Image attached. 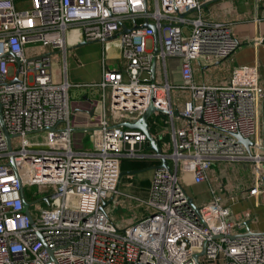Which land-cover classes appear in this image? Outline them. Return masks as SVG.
I'll use <instances>...</instances> for the list:
<instances>
[{
  "label": "built area",
  "instance_id": "built-area-1",
  "mask_svg": "<svg viewBox=\"0 0 264 264\" xmlns=\"http://www.w3.org/2000/svg\"><path fill=\"white\" fill-rule=\"evenodd\" d=\"M201 1L0 0V264H264V234L231 213L245 191L222 196L220 183L208 189L207 202L188 204L186 181L208 182L215 161L250 162L246 194L264 195V153L254 141L264 99L258 67L234 68L226 84L194 82V61L212 64L239 46L230 24L186 16ZM146 22L156 36L151 28L133 29ZM86 43L115 44L118 53H102L100 81L89 85L100 90L99 111L78 126L91 143L78 152L68 95L75 85L56 81L50 51L65 57ZM167 59L178 60L175 80ZM172 91L186 93L176 112ZM149 106L169 117L170 142L157 141L171 151H161L169 171L153 170L143 200L119 190V174L121 159L138 158L146 143L123 124ZM39 132L41 140L26 139ZM235 135L255 146L246 150ZM115 196L148 213L117 227L107 215Z\"/></svg>",
  "mask_w": 264,
  "mask_h": 264
},
{
  "label": "crops",
  "instance_id": "crops-1",
  "mask_svg": "<svg viewBox=\"0 0 264 264\" xmlns=\"http://www.w3.org/2000/svg\"><path fill=\"white\" fill-rule=\"evenodd\" d=\"M263 14L264 0H202L198 10L187 13V17L192 19L200 17L204 23L230 24L233 36L239 43L237 50L226 59L215 61L212 64L204 63L203 58H199L198 61H194L192 63L194 82L206 85L226 84L234 68L256 65L258 67L259 82L264 89ZM102 53L105 56H107V54L114 55L118 53V50L115 44H108L106 46V52L105 50L101 52L100 61H98V66H96L93 70L94 72L92 69H84V72H82L85 75L84 78H88L90 81L82 84L75 82L70 84L81 89L79 95L74 100L69 99L70 120L72 126L75 127L72 135L73 133L80 131L84 139L87 140L83 149H75L78 152H87L91 150V143L89 142L87 135L82 131V128L78 126H83L89 123L92 117H96L98 115L100 90L97 87L94 88L89 85L94 83L97 84L100 81ZM172 63L175 69L172 70L171 78H174L175 80L178 77V60H166V66ZM57 68V65L54 63V73ZM92 73L94 74L93 77H91ZM55 79L57 82L61 81V77L56 78L55 76ZM256 123L257 136L254 141L257 143L258 147L261 146L264 148V99L260 103L257 110ZM161 134L165 139L168 132L164 131ZM152 135L156 140H158L153 133ZM168 142H170L169 134ZM157 143L159 146L160 142L157 141ZM160 149H162L161 151H163V153L166 152V154L171 151L167 146L165 148L161 146ZM121 160L120 170L121 172L126 173L125 176L129 177L126 179L125 184L131 187L128 188L126 186L129 190L127 191L124 189L121 192L146 200L148 197L152 173L159 165V160L154 157V153L150 150L148 143H145L142 153L138 158H122ZM231 164L234 165L229 166V168L225 166V161H215L212 164L210 179L204 185V187H206V192H208L210 187L215 188L220 183L224 187L222 196L238 190L245 191L242 198L232 206L231 213L234 218L243 220L246 229L253 233L264 234V195L261 194L250 197L246 194L248 187L253 181L251 163L239 162ZM246 167L250 170L247 174L245 172ZM145 171H148L147 177L144 176ZM128 172H134V174L130 175ZM131 177H136L138 181H143L147 184L149 183L148 187H146L147 189L141 191L142 189L135 187V183ZM241 232H246V230L243 229Z\"/></svg>",
  "mask_w": 264,
  "mask_h": 264
},
{
  "label": "rangeland",
  "instance_id": "rangeland-1",
  "mask_svg": "<svg viewBox=\"0 0 264 264\" xmlns=\"http://www.w3.org/2000/svg\"><path fill=\"white\" fill-rule=\"evenodd\" d=\"M148 44V42H147ZM149 46V45H148ZM39 47V46H38ZM106 52V48H103L98 43H86L85 45L79 46L74 49H68L66 52V56L63 57L62 53L58 51H50L51 53V61L57 65V69L55 70V76L56 78H59L61 76V81L64 80L67 81V83L70 85L71 83H85L90 81V79L84 78L85 75L84 69H92V71L98 66V61H100L101 58V52ZM36 53L40 52V50L35 51ZM170 59H168L169 61ZM107 61V60H106ZM107 65L110 69L114 68L113 62H108ZM160 67L159 60L156 62V68L158 69ZM173 67V68H172ZM172 68V69H171ZM175 69L172 64L167 65V73L168 77L171 78L172 70ZM94 72V71H93ZM155 78L159 80L161 78L158 71H156ZM93 73L91 74V77H93ZM81 89L77 87H70L69 88V99L74 100L78 95ZM186 98V93L182 91H172L170 95V101L172 104V107L174 109V112L178 109V106L181 104L182 101ZM158 115V114H157ZM152 117V116H151ZM174 123H177L174 119ZM155 123H157L152 128V133L156 138H161L164 140L165 143L168 142V134L170 135V122L169 117L165 114H159V116L156 118ZM153 125V124H152ZM150 126V125H149ZM168 132L166 138L164 139V136H162L161 133ZM45 133L39 132L34 133L26 136V139L30 142H36L38 140H41L44 138ZM18 139L13 138V146L15 148L16 143ZM72 147L74 149H83L86 143V139H84L82 133L80 131H77L73 133L72 139H71ZM4 159H0V163H4ZM233 166L234 164H231L229 162H225V166L229 168V166ZM246 174L250 172L249 168L246 167L245 169ZM144 176H148V171H145ZM128 176H123L119 182V190L123 191L128 188L129 185L125 184L126 179H128ZM132 178V177H131ZM133 182L135 183V187L142 189H147L148 184L143 181H138L136 177H133ZM150 181V180H149ZM205 183L201 185L200 187H194L190 184V181H186V190L191 199H193L196 203H204L208 201L207 198V192L206 187H204ZM128 188H127V187ZM126 187V188H125ZM33 191L36 190V187L32 188ZM132 191V190H131ZM25 194L27 196V190L25 189ZM27 198V197H26ZM202 199V202L200 200ZM115 200H117V204L109 206L107 209V215L113 220V222L116 224L117 227H122L126 224L133 223L138 218L142 217L145 213H148V211H140L137 208H135V202L132 200H128L123 196H115Z\"/></svg>",
  "mask_w": 264,
  "mask_h": 264
},
{
  "label": "water",
  "instance_id": "water-1",
  "mask_svg": "<svg viewBox=\"0 0 264 264\" xmlns=\"http://www.w3.org/2000/svg\"><path fill=\"white\" fill-rule=\"evenodd\" d=\"M144 28L153 29L154 36H156L157 32H156L155 26L151 23H148V22H146L142 25L135 26L133 29H144ZM122 31L123 32L127 31V28L123 25H122ZM116 37H117V35L114 36V38H116ZM82 45H84V44H81L80 46H82ZM154 68H155V63H153L152 67H151L152 73L154 72ZM156 113L162 114L163 112H161L160 110H158L156 108H153L152 106H149L137 121H135L133 123H124L123 126L127 129H131V130L135 129V130L140 131L144 135L146 143L149 144L150 150L153 151L154 157H156L159 160V165L157 167L163 168L166 171H169L168 162H167L165 156L162 154L161 149L158 146L157 140L153 137L150 126H149V119L151 118V116L155 115ZM1 126H2L4 136H5V140L8 144V147H9L10 146L9 142H10L11 136L7 133L2 121H1ZM235 138H236V141L239 144H241L246 150H249V147L255 146L254 142H251L248 139H243L239 135H235ZM258 149H259V151L264 153L263 147L259 146ZM9 163L12 165V159L11 158L9 159ZM125 174H126L125 172H120L119 178H121ZM128 174L131 175V174H134V172H128ZM20 196H21L22 201H24L22 189L20 190ZM43 201L47 202V198H44ZM108 203H109V201L103 202L100 210H102L103 207H105ZM188 204L192 208H196L195 205L193 204V200L190 197H188ZM26 214L28 215V212H26ZM195 260L197 261V256L195 257Z\"/></svg>",
  "mask_w": 264,
  "mask_h": 264
},
{
  "label": "trees",
  "instance_id": "trees-1",
  "mask_svg": "<svg viewBox=\"0 0 264 264\" xmlns=\"http://www.w3.org/2000/svg\"><path fill=\"white\" fill-rule=\"evenodd\" d=\"M159 115H153L150 119H149V125H150V127H151V132H153L152 131V128L157 124V123H155V120H156V118L158 117ZM153 124V125H152ZM122 161V160H121ZM121 169V168H120Z\"/></svg>",
  "mask_w": 264,
  "mask_h": 264
}]
</instances>
